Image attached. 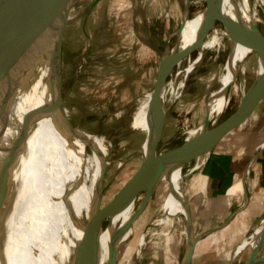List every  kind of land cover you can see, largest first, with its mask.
Listing matches in <instances>:
<instances>
[{
  "label": "bare ground",
  "instance_id": "obj_1",
  "mask_svg": "<svg viewBox=\"0 0 264 264\" xmlns=\"http://www.w3.org/2000/svg\"><path fill=\"white\" fill-rule=\"evenodd\" d=\"M217 1L227 17L215 12L209 14L204 9L191 18L188 16L189 4L186 3L182 14L185 21L177 29V42L163 53L162 59V72L167 76L192 50H198L199 55L189 69L208 49L223 54L222 73L205 100L210 109L208 128L217 124L234 96L239 98V103L249 100L251 89L247 86V61L255 55L253 46L249 50L247 46L252 43L261 47L264 43L259 39L264 0ZM229 8L241 16L231 32H228ZM58 31L56 28L52 34L45 35L37 48L21 58L11 71V75H18L28 66V71L33 70L30 80L20 83L22 87H17L18 92L10 100L7 109L10 125L0 138V167L3 160L15 154L9 174L12 186L16 188L11 198L7 197L8 209L0 221V264H80L89 224L99 211L95 202L100 199L99 191L103 188L101 160L109 143L107 138L74 128L57 107L48 70ZM247 51L251 53L246 58ZM39 58L43 61L40 62ZM263 70L264 62L259 66L258 75ZM178 88L173 82L170 86L165 84L159 96L154 89L147 91L118 113L128 115L130 121L127 119L129 122L116 131L124 129L145 134L143 161L161 153L152 148L151 142L162 118L178 96ZM205 128L201 124L186 130L185 141L193 139ZM88 148L92 154L87 153ZM212 151L209 145L200 146L188 156L146 173L138 193L125 206L105 215L103 220H108L106 227H103L102 220L96 264H117L113 262V256L116 251L118 253L121 242L133 234L137 235L139 224L136 219L164 180L170 186L162 203V214L140 234L139 256L152 239L175 235V230L179 229L176 225L180 223L176 217L185 224L184 231L179 230L188 246L195 233L189 211L191 185L187 177L192 169H199V174L202 173ZM263 241L264 217L235 249L233 264H238L246 245H251L257 252ZM183 262L190 264L189 257Z\"/></svg>",
  "mask_w": 264,
  "mask_h": 264
},
{
  "label": "rangeland",
  "instance_id": "obj_2",
  "mask_svg": "<svg viewBox=\"0 0 264 264\" xmlns=\"http://www.w3.org/2000/svg\"><path fill=\"white\" fill-rule=\"evenodd\" d=\"M138 1L140 0L70 1L65 10L61 45V88L58 83L60 28L50 58L48 80L57 102L60 90L63 92L66 119L78 130L108 139V150L101 160L103 188L99 191L100 199L95 202L96 210L113 199L143 162L141 159L145 134L124 129L116 131L130 121L128 115L118 114L119 111L131 106L139 96L155 88L159 67L162 69L163 53L175 46L177 32L185 21L182 14L186 3L189 4L188 16L191 18L207 6L206 0H169L171 9L168 10L169 4H165L164 9L165 0H148L156 5V14L154 17L150 10L151 22L149 27L146 26L149 36H146L143 29L145 19L140 13ZM229 9L228 32H231L238 25L241 16L234 9ZM135 14L137 26L132 24ZM259 39L264 41V5ZM251 47L254 48L255 56L247 61L248 89L253 86L259 66L264 62V43L261 47L249 43L247 49ZM250 53L246 52V58ZM197 55L199 51L194 50L183 57L181 65L177 64L166 76L167 86L174 82L180 88L178 96L168 108L164 130L157 144L159 150L182 145L186 142L185 131L201 125L207 113L210 114L205 100L219 80L224 57L223 54L208 49L193 68L189 69L190 64L198 58ZM260 101L240 130L230 137L232 140L239 139L240 136L242 139L247 131L253 129V143L264 140V97ZM239 102V98L234 96L217 124L229 117L238 108ZM208 119L209 124L210 115ZM139 149L141 152L133 155ZM87 153L92 154L90 148ZM198 170H190L187 177L191 185L189 192L195 188L196 179L201 177ZM169 186V182L164 180L155 189L148 206L136 219L139 224L137 235L133 234L121 242L116 255L117 264L172 263L171 254L175 255L176 248L186 241L185 236L180 234L185 225L181 219L176 217L177 222H180L176 226L180 230L176 229L173 237L158 236L152 239L141 251V256L138 245L140 234L152 220L161 216L162 203ZM107 224L108 220H104L103 227ZM170 246H173L172 249L168 248ZM245 262L240 260L238 264Z\"/></svg>",
  "mask_w": 264,
  "mask_h": 264
},
{
  "label": "water",
  "instance_id": "obj_3",
  "mask_svg": "<svg viewBox=\"0 0 264 264\" xmlns=\"http://www.w3.org/2000/svg\"><path fill=\"white\" fill-rule=\"evenodd\" d=\"M70 1L72 0H0V138H2L7 131V127L10 125L8 120L9 115H7L10 100L18 92L17 87H19L20 83L25 84V82H28L31 73L33 72V70L28 71V66L23 73L11 75L12 69L19 63L21 58L37 48L38 43L45 38V35L52 34L51 31L56 28H60L61 37L58 83L60 88L62 87L61 45L65 10ZM206 2V11L209 14L215 12L225 16L217 0H206ZM256 34L258 35V33ZM254 37L256 39V36ZM256 43H258L257 39ZM193 51L194 50L191 52ZM43 54L44 51L41 52L42 57ZM39 59L40 62L43 61L41 58ZM165 79L166 76L163 74L161 67H159V76L154 88L156 96L161 94L165 85ZM20 87H22V85H20ZM23 89L25 88L23 87ZM263 97L264 70L260 75L257 74L251 88L249 100L245 103H243L244 101L240 103L238 108L224 121L208 128L209 114L207 113L206 118L202 123L206 128L199 135L177 147L159 150L157 144L161 139L164 130L167 117L166 113L161 120L155 138L151 142L152 148L161 151L160 155L147 161H143L141 166L113 197V199L105 206H102V208L94 214L89 224L80 264H96L98 231L101 227L102 220L108 212L125 206L138 193L142 178L146 173L162 168L167 163L182 159L200 146L209 145L214 149L215 145L228 132L243 123L253 113L257 104ZM63 104L64 96L63 92L60 90L57 107L64 112ZM139 152H141V149L133 153V155H137ZM14 157L15 154L7 157L3 160L0 167V221L2 220L1 218L3 214H5V211L8 209L7 197L10 196L9 198H11L13 191L16 190V188L12 186L9 174V167L11 166ZM10 204L11 203H9V206ZM142 211L143 210L140 212ZM197 241L198 237L195 234L187 246V251L181 264L184 263L183 261L186 257H189V262H191V257ZM262 244L257 248V252H254L252 249L251 257L244 264H254L256 262L257 254ZM116 255L117 251L113 256L114 263L117 261ZM231 264H233V255Z\"/></svg>",
  "mask_w": 264,
  "mask_h": 264
},
{
  "label": "crops",
  "instance_id": "obj_4",
  "mask_svg": "<svg viewBox=\"0 0 264 264\" xmlns=\"http://www.w3.org/2000/svg\"><path fill=\"white\" fill-rule=\"evenodd\" d=\"M150 4L148 0L138 1L146 36H149L146 26L151 22L150 10L154 17L156 14V5ZM165 4L171 9L169 0ZM132 19L137 26V14ZM243 123L215 145L195 188L188 193L190 216L198 237L190 264H231L235 249L264 217V140L253 143L254 129L242 139L240 136L232 140L230 137ZM186 243L176 248L175 255L171 254V264H181ZM251 255L252 248L248 245L242 249L240 260L247 261ZM254 264H264V243Z\"/></svg>",
  "mask_w": 264,
  "mask_h": 264
}]
</instances>
